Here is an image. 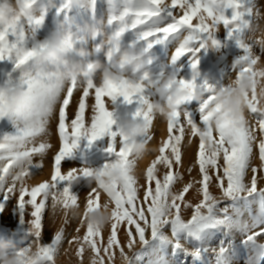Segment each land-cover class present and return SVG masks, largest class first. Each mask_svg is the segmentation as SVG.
<instances>
[{
  "label": "snow or ice",
  "instance_id": "1",
  "mask_svg": "<svg viewBox=\"0 0 264 264\" xmlns=\"http://www.w3.org/2000/svg\"><path fill=\"white\" fill-rule=\"evenodd\" d=\"M34 2L35 0H26V7H32ZM226 8L233 9L231 17L225 16ZM253 16L254 4H251L249 0H170V3L167 0H127L123 11L112 16L108 23L116 25L114 39L117 44L120 43L122 35L128 31L138 32L140 39L149 41L148 48H151L154 43L158 44L171 38L172 43L176 45L171 63L176 64L178 60L190 53L193 70L198 66L199 60L196 54L201 48L221 47L215 35L222 24L227 30L228 39L234 40L242 50L233 64V70L237 72L236 77L248 74L253 83L248 110L259 118L257 123L262 138L259 139L258 151L259 159L264 162V98L259 94V84L264 81V70L257 67L261 55H264V50H261L260 54H254V45L245 42V36L251 25L247 17L253 18ZM169 17L171 22L168 21ZM194 18L196 23H193ZM42 23L43 16L29 14L23 20L17 18L11 23L0 24V61L14 60L15 67L21 70L19 84L25 87L27 102L31 105L27 114L17 118L15 134L0 137V193H3L4 201H9L11 195L17 192V184H19L18 209L23 218L26 205L31 206L32 219L28 222L34 240L40 242L42 237V215L46 202L49 200L44 194L50 190H58L59 182H68L62 190L64 209L77 206L78 198L71 193L70 186L80 179L96 184V187L91 188L87 194L88 211L100 206V189H104L114 203L113 222L109 226L110 235L107 237L106 245L97 239L101 237L102 232L93 229L91 225L86 226V234L82 240L79 237L75 238V242L79 244L78 256H83L85 244L95 253L91 264H105L104 256L100 254L101 250L111 261L115 248H119L121 255L127 259L117 238L122 222L126 221L128 226L135 225L140 243L144 241L147 229H150L152 235H156L160 227L169 221L180 228L198 231L209 225L225 222L215 219L212 215L218 201L238 195L242 190H247L249 193L256 192L258 189L264 191V188L257 187V173L264 171V167H251L253 172L251 182L250 184L245 182L257 140L254 126L248 119L245 123L237 124L227 116L218 115L219 107L213 111L217 87L209 84L207 80L197 84L198 73H195L191 80L180 78L178 82L190 92L199 88L204 93L201 100H196L199 103V119L194 120L188 111L180 107L193 100L191 95L182 101H177L175 110L166 121L167 139L163 141L158 150L159 154L146 169L148 187L143 202L148 204L146 211L151 217L149 221L144 208L137 205L139 189L144 186L139 185L136 174H130V169L135 167V162L130 159L128 137L119 127L113 130L117 120L114 111L110 110L113 103L120 97L126 104L136 103L138 106L132 116L147 121L151 129L153 120L149 111L145 110V105L149 104V97L144 94L143 88L138 84L133 85L127 81L120 83L105 81L103 86H99L92 75L80 78L63 71L59 64H34L31 58L36 48H42L43 44L27 47L26 34L31 32L34 35ZM10 36L15 38L14 41L10 42ZM142 79H147V74ZM7 84L13 83L9 80ZM74 90H82V96L78 101L75 118L70 121L69 126L66 124V110L70 106ZM93 90L94 102L90 106V124L86 126L85 98H90V91ZM105 98L110 100V105H106ZM57 105H59L58 129L61 146L54 156L51 183L41 182L29 188L25 181L30 176L29 167L33 164L34 155H43L51 148V144L45 141L39 142L37 146V140L47 135L48 118ZM0 118L3 117L0 116ZM185 125L190 130L191 137L199 138L198 165L203 179L200 181L202 187L197 195L202 194V198L195 205L184 202L185 193L193 187L192 184L184 186L179 193L172 191L174 182H178L181 178L174 174L173 168L182 164L181 141L185 136ZM174 132L179 134L174 135ZM82 136L88 138L89 144L104 136L110 137L107 150L115 152L117 159L99 169L72 168L66 175L62 174V162L73 154ZM152 138L151 134L148 135L145 142H150ZM190 143L189 139V146ZM210 145L215 149L212 152L209 151ZM167 149L171 150L170 155H165ZM221 154L223 165L218 162ZM21 157L24 158V162L17 163ZM157 164L165 166L162 180L155 172ZM209 169L216 172L221 169L223 171V176L215 177L219 181L222 192L219 199L209 190L211 180ZM117 171L119 184L116 185V191H108L102 178ZM9 180H11L10 184ZM153 181L154 188L151 187ZM26 197L29 199L26 200ZM38 197H40L39 200ZM182 205L185 209H192L187 221L182 216ZM3 210L4 204L0 203V211ZM140 222H143V226ZM125 234L128 237V247L131 248L135 237L130 230ZM260 236H264V229L249 230V240L257 242ZM62 239L63 231L61 230L55 232L50 242L40 243L41 254L46 257L45 264H56L55 258ZM259 244L264 247V243ZM223 251L221 249V253Z\"/></svg>",
  "mask_w": 264,
  "mask_h": 264
},
{
  "label": "rangeland",
  "instance_id": "2",
  "mask_svg": "<svg viewBox=\"0 0 264 264\" xmlns=\"http://www.w3.org/2000/svg\"><path fill=\"white\" fill-rule=\"evenodd\" d=\"M170 3V0H167ZM254 4V16L247 17L250 23L264 24V0H249ZM127 4V0H35L33 11L36 16H43V23L35 31V39H28L26 46L31 48L34 44L43 43L49 33L59 27H66L75 37L79 38L87 30L104 28L108 21L114 15H118ZM224 14L231 17L233 9H224ZM171 22V17L168 18ZM194 18L193 23H196ZM116 25L112 24L107 31H114ZM190 31V30H185ZM14 37L10 36L9 40L14 41ZM215 39L220 41L221 47L215 48L208 46L201 48L196 54L199 60L195 70L192 69L191 54H187L176 62L171 63L174 53L175 44L171 38L163 40L161 43H154L148 48L149 41L140 39L138 32L128 31L124 33L120 40L122 49L136 47L140 51L146 53L150 61L151 78L157 79L165 72L174 73L178 79L191 80L195 73L196 83L199 84L207 80L209 84L215 87L226 85L229 78H235L237 72L233 70V64L241 55L242 50L237 46L234 40L228 39L227 30L221 24L215 35ZM95 43H99L97 38ZM80 45L77 44V47ZM147 49V50H146ZM261 49L254 46V54H260ZM101 60H105L104 55L100 56ZM259 65H264V55H261ZM21 70L15 67L14 60L8 59L0 61V86L7 84L9 80L13 84L19 83ZM98 84V81H95ZM148 95L147 92L144 93ZM82 96V90H74V95L70 100V106L66 110V124L70 126V121L75 118L78 111V101ZM106 105H110V100L105 98ZM94 102V90L90 91V98H85V124H90V106ZM137 104L131 105L123 102V98H117L113 103L112 109L117 124L113 126V130L118 127V118L124 115H132L136 110ZM188 111L194 120L199 119V103L193 99L180 106ZM58 108L56 106L53 114L48 118V133L37 140L45 141L51 144L50 150L43 155L36 154L33 157V164L29 167L30 176L26 178V186L31 188L41 182H51V176L54 172V156L58 152L61 141L58 129ZM246 118L254 126L257 140L254 144V151L250 160V168L247 172L245 182H251L253 172L251 167H264V162L259 159L258 143L262 138V134L258 128V116L246 112ZM17 118L14 116L0 118V137L4 135L15 134ZM70 130V129H69ZM153 136L149 142L150 146L160 147L165 139H167L166 121L156 118L150 129ZM174 135L179 134L177 132ZM143 141L146 137L140 138ZM191 140L190 146L188 145ZM111 138L104 136L89 144L87 137H81L77 147L73 150V154L62 162L61 172L67 174L72 168H102L106 163L114 162L117 159L115 152H109L108 146ZM198 145L199 138L191 137L190 130L185 125V136L181 141L182 164L174 166L173 172L181 178L178 182H174L172 191L179 193L184 186L192 184L193 187L185 193L184 202L195 205L202 198L197 195L198 190L202 187L200 181L203 177L199 171L198 165ZM170 149L165 151V155H170ZM159 153H150L144 160L138 162L136 166V176L139 185L144 187L138 192V207H143L149 221L150 214L146 209L148 204L143 202L146 188V169ZM219 164L223 165V156L219 158ZM156 175L161 180L165 173V166L157 164ZM211 180L209 182V190L211 194L218 199L221 198L222 192L219 181L215 178L217 175L223 176L222 169L216 172L209 169ZM11 180H9V184ZM68 182H59L57 189L62 191ZM155 182L151 187L154 188ZM226 186V179H225ZM96 187L95 182H87L80 179L79 182L72 183L70 186L71 193L78 198L77 206L69 208L66 212L58 209L53 212L51 208V200L46 202V208L42 215V237L40 243L50 242L55 232L63 231V239L58 246L56 256V264H91L95 253L84 245L83 256H78L77 251L79 244L75 242V238L81 240L86 234V226L83 224V211L86 209L87 194L90 189ZM257 187L264 188V171L257 173ZM19 184H17V192L12 194L9 201H4L3 193H0V203L4 204V210L0 211V239L11 240L18 249L28 246L34 240L30 232L29 220L32 219L30 213L32 208L30 205L25 207V216L18 209ZM29 199L28 197L25 198ZM40 197H38V200ZM107 199L106 195L101 192L99 203L102 204ZM192 209H185L182 205V216L185 221L190 218ZM212 215L215 219L224 220V223L212 224L193 231L191 228H180L171 221L162 225L156 235H152L150 229L145 232V239L140 243L139 236L136 233L135 225L128 226L126 221L122 222L119 228L117 238L127 259L121 255L120 249L115 248L114 257L111 261L104 255L101 250V256H104L105 264H264V236L257 238V242L249 240V230L264 229V191L257 190L249 193L242 190L238 195L231 198H225L218 201L214 206ZM138 219V217H134ZM143 226V222H140ZM78 229V230H77ZM130 230L135 237V242L131 248L128 247V237L126 231ZM110 235V228L102 231L101 237L97 238L103 245H106L107 237ZM221 249L224 251L221 253Z\"/></svg>",
  "mask_w": 264,
  "mask_h": 264
},
{
  "label": "clouds",
  "instance_id": "3",
  "mask_svg": "<svg viewBox=\"0 0 264 264\" xmlns=\"http://www.w3.org/2000/svg\"><path fill=\"white\" fill-rule=\"evenodd\" d=\"M29 14L35 15L33 6L26 7V0H0V24L11 23L17 18L23 20ZM109 27L108 23L104 28L87 30L79 38L66 27L55 28L43 43H37L43 44V47L36 48L31 60L39 65L59 64L63 71L80 78L92 75L99 86H103L105 81L114 83L127 81L133 85L138 84L148 94L149 104L145 105V110L149 111L153 121L156 118L167 121L175 110L176 102L184 100L189 95L197 101L203 98L204 93L201 89L197 88L190 92L178 82L177 76L172 72H165L157 79L151 78V65L146 53L136 47L122 49L120 43L117 44L114 39L115 30H106ZM26 36L27 39H35V34L31 32H28ZM97 38L99 43L94 42ZM245 42L264 50V24L251 23ZM77 44L80 46L77 47ZM101 55H104L106 59L101 60ZM257 67L264 70V65ZM145 74L147 79H142ZM252 87L253 83L248 74L239 78H229L226 85L216 90L213 111L219 107L218 115L227 116L237 124L245 123ZM259 89V94L264 98V81L260 82ZM30 108L25 87L19 83L0 86V116L20 118L27 114ZM110 110L113 109L110 108ZM118 127L128 137L130 159L135 162V167L130 169V174L135 175L138 162L144 160L150 153H157L159 147L150 146L149 142L140 139L151 134L148 122L143 119L124 115L118 118ZM214 150L210 145L209 151ZM23 162V157L17 161V163ZM102 181L108 191L115 192L116 185L119 184V172L103 177ZM75 182L79 181L73 183ZM100 191L106 195L107 199L99 207L91 211L86 208L83 211V224L91 225L93 229L102 232L113 222L112 212L115 211V207L107 192L104 189ZM44 195L51 200L53 212L58 209L65 212L68 210L63 207L62 191L50 190ZM69 208L73 207L69 206ZM73 210L75 211L74 208ZM40 249L41 244L36 240L18 249L11 240L0 239V264H45L46 257L41 254Z\"/></svg>",
  "mask_w": 264,
  "mask_h": 264
}]
</instances>
